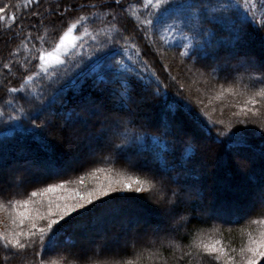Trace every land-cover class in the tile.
<instances>
[{
    "label": "snow or ice",
    "instance_id": "snow-or-ice-1",
    "mask_svg": "<svg viewBox=\"0 0 264 264\" xmlns=\"http://www.w3.org/2000/svg\"><path fill=\"white\" fill-rule=\"evenodd\" d=\"M20 2L29 11L41 4V0ZM260 6L264 7V0H260ZM135 7L136 11L131 13L136 21L132 25L135 32L130 33L128 24L122 22L127 8L121 0H62L55 5V11L49 5L47 12L52 16L49 21L53 25L52 33L57 34V22L64 29L57 34L58 40L51 50L44 47L47 29L43 35H33V30L38 31L37 24L45 23L39 11H32L36 22L28 26L27 32L13 31L4 41L9 43L23 35L20 43L24 58L20 59L22 48L17 46L11 48L9 59L0 60V89L5 93L0 97L3 99L0 128L12 132L21 129L23 134L38 138L47 146L45 133L56 126L58 116H63L66 122H82L85 127L94 119L100 129L88 137L89 147L93 143L102 145L108 151L106 160L122 162L136 172L106 174L91 186L85 183L83 176L75 182L61 179L49 183L47 180L60 175V169L51 162L38 163L35 159L6 167L8 152L0 141V208H7L8 220L13 226L0 231V264H146L145 253L154 262L160 259L158 254L165 244L181 252L176 264H264V215L252 216L254 211L264 212V174L256 183L244 186L236 199L220 206L207 203L188 167L190 157L186 156V151L190 146L181 139L180 127L169 115L174 116L179 110L191 112L193 103L185 96V84L172 74L171 64L164 62L167 50L179 49L172 59L180 57L185 75L199 74L205 81L222 77L232 85L225 91L234 95L233 89L239 85L246 94V101L235 105L234 121L227 125L223 119L208 123L216 129L217 142L226 145L235 156L254 153L253 138L258 133L259 154L264 157V58L244 51L249 28L254 23L264 45V17L256 23L254 9L257 5L252 0H142ZM15 8L12 0H0V21L11 20L12 24L6 25L9 30L19 19ZM77 9L82 11L74 16ZM85 23L99 25L93 30L96 32L92 36L95 52L88 72L95 78L102 102L89 98L84 106L87 115L58 112L55 105L61 89L56 88L49 95L46 91L59 74L49 77L48 65L53 60L61 67L67 65L60 55L80 39L74 35V30ZM17 26L24 28L22 22ZM84 34H89L87 29ZM136 37L146 42V48L143 52L136 51L137 59L131 61L127 51L129 45L131 50L138 49L136 43L130 44ZM33 41L39 45L35 54L28 47ZM149 54L160 64L168 83L145 59ZM79 59L82 63L83 57ZM37 60L36 67L42 69L43 74L32 72L23 76L18 86L12 85L9 76H16L13 67L27 72L29 65ZM185 61L190 63L185 64ZM70 67L78 69L80 64L73 60ZM37 78L42 81L40 87L27 88V84ZM169 84L176 88L174 95L169 92ZM156 103L163 104L162 112L148 123L160 129V133L136 131L133 126L141 124L145 118L144 109ZM9 108L12 111L9 112ZM144 153H149L151 160H141ZM90 155L94 157L95 150ZM101 172L104 169L97 167L87 174ZM41 181L45 186H33L25 198L11 194V189H22ZM69 183L78 186L68 188ZM57 192L63 194L51 195ZM119 192L150 193L138 199L155 197L153 203L159 211L150 209L137 211L130 218L125 216L121 232L109 235L105 226L120 213L112 208L101 209V206L107 205L114 199L112 194ZM42 194H49L46 201L34 199ZM98 209L94 217L87 218ZM213 218L229 225L247 218V230H242L239 246L226 242L227 237L211 243L193 238L185 251L180 239L202 232L200 224ZM192 220L199 223L191 226ZM252 225L257 227L253 229ZM224 231L231 232V227ZM101 252L109 253L108 258L98 259ZM129 252L133 258H123ZM117 256L121 258L116 259Z\"/></svg>",
    "mask_w": 264,
    "mask_h": 264
},
{
    "label": "trees",
    "instance_id": "trees-1",
    "mask_svg": "<svg viewBox=\"0 0 264 264\" xmlns=\"http://www.w3.org/2000/svg\"><path fill=\"white\" fill-rule=\"evenodd\" d=\"M12 2L16 5L15 10L19 19L17 24L13 25L11 30L6 27L8 24H12L11 20H8L6 25L0 24V37H2V39H0V60L9 59L11 48L17 46L22 48L20 59L24 58L23 45L20 43L21 40H23V35L18 36L9 43H5L4 41L12 35L13 31L17 33H25L28 31V26L36 22L32 18V11H39L41 13V18L45 21L43 24H37L38 31L33 30V35H43L45 29H47L48 34L45 37L47 43L44 47L47 50H51L54 43L58 40L57 34L61 33L64 29L63 26L57 22L55 25L57 34H53V25L49 22L51 21L52 16L48 15L47 12L49 5H51L53 11H55V5L62 2V0H41V4L38 7L33 8L31 11L27 10L20 0H12ZM80 2H86V0H80ZM141 2L142 0H121V3L127 8V12L122 17V22L128 24L130 33L135 32L132 25L136 23L131 16V13L136 11L135 6ZM252 2L257 5L254 11L256 12V23H259L261 18L264 17V7L260 6V0H252ZM80 11L82 10L77 9L73 15H78ZM140 15L141 18H143L144 13L141 11ZM69 18L71 19L72 17ZM21 22L24 24V28L17 26ZM97 27H99L98 24L94 25L85 23L79 26L77 30H74L77 35H82V44L79 45L81 48L70 52L64 57V60L67 61V65L64 67L57 65V67L47 73L49 77L54 74H59L58 79L54 80L52 85L48 87L46 91V95H49L54 89H61V95L55 105L58 112H73L87 115V113L84 112V106L89 98L96 103L102 102V95L96 87L95 78L88 72V69L91 67L89 61L94 60L93 53L95 52V44L92 40V36L96 35V32L93 30ZM86 29L89 34L84 36L82 31ZM222 35H227V33H222ZM246 39L248 43L244 48V51L257 58H264V45L261 44L260 32L256 31L255 23L251 24ZM131 43H136L138 49L131 50L129 45L127 55L130 57L131 61H136V51L143 52L146 48V42L141 37H136L130 42V44ZM28 47L32 50V53L35 54L39 45L33 41L29 43ZM178 51L179 49L167 50L164 62L171 64L172 74L177 75L178 80L185 84V96L191 98L193 111L179 110L174 116L171 115V113L169 115L170 118L179 125L181 139L186 141L190 146V150L186 151V156L190 157L188 160V167L192 170V178L200 187L207 203L211 206H220L238 197L239 193L234 192V189L235 191L238 189L241 190L247 184L256 183L260 180L262 174H264V157H261L259 154L261 148L260 137L257 133L253 138L256 145V151L254 153L245 152L246 154L253 156L251 161L246 159L247 164L245 170L233 168L229 155L230 150L226 145L217 142L216 129L212 127L208 121L223 119L225 125L233 122L235 117H233L232 114L237 111L235 105L245 102L246 94L241 91L239 85H236L233 89L235 95L225 91L227 88L232 87V85L230 82L224 81L222 77L220 79H208L205 81L203 77L199 76V74L185 75V69L179 63L180 57L177 56L175 59H172L173 53ZM80 56L83 57L82 63L79 59ZM145 59L153 66L161 79L164 80L165 83H168L169 81L165 79L163 69L156 61V58L149 54ZM73 60H76L77 63L80 64V68L76 69L70 67ZM38 63L39 61L37 60L30 64L27 72L18 71V66H14L13 72L16 73V76H9L12 85L18 86L22 81L23 76L29 75L32 72H37L38 68L36 67V64ZM184 63L189 64L190 61H185ZM0 76H2V74H0ZM41 83L42 81L40 79H34L31 83L27 84V88L36 90L40 87ZM152 87H155V84H153ZM169 92L173 95L175 94L176 88L174 85L169 84ZM221 93H223V95H221ZM4 95L5 93L3 89H0V97H3ZM8 95L11 96L13 94ZM2 104L3 99H0V105ZM162 109V103H156L145 108V118L142 119L141 124L134 125L133 127L138 132L149 131L159 134L160 129L152 127L148 121L157 119L161 114ZM8 111L10 112L12 109L9 108ZM142 124H146L147 126L142 127ZM236 126L240 127L239 125ZM99 129L100 125L96 124L94 119L90 120L89 125L85 127L82 122H66L63 116H58L56 126L50 127L45 133L47 136V146H44L38 138L23 134L21 129L12 132L8 129L0 128V133H5L4 135H0V141L5 144L8 152L6 167L12 165L14 162H23L26 159H35L38 163L51 162L55 167L60 169V175L54 177L52 180H47V182H57L61 179L75 182L79 177L83 176L85 183L88 185L91 182L92 175H88L87 173L92 172V170L97 167L103 168L104 172L96 173V177H99V175H102L103 177L106 174H114L118 171L128 174L135 173L136 170L127 168L122 162L112 163L111 161L106 160L105 157L108 156V151L103 149L102 145L93 143L92 147H89L88 137L91 136L88 134L89 130L94 134ZM169 139H172V137L169 136ZM93 150H95L94 157L90 155ZM71 159L77 161V164L73 167H70V164H68ZM141 160H151L150 154L144 153ZM213 177L223 180L224 183V188L221 192H218V194H211L210 191L208 193V189L211 187L210 182ZM33 186L44 187L45 182L41 181L35 185H26L22 189H11V194L16 198H25ZM77 186L76 183H69L67 185L68 188ZM57 193L51 195L63 194ZM48 195L49 194H42V196H37L34 199H44L46 201ZM112 196L114 199L110 200L107 205L101 206V209L105 207L112 208L118 210L120 213L105 226V230L109 234L118 233L117 231L121 224L119 221L120 219L125 218V216L130 218L137 211L145 212L153 209L143 200L138 199V196H134V194L127 193L121 195L113 193ZM0 211L6 217L10 227H13L8 220L9 212L7 208H0ZM98 211L100 210L98 209L89 213L87 218L94 217ZM257 215H264V212L254 211L252 213V216L254 217ZM246 219L247 218L240 220L237 224L229 225L225 221L213 218L206 224H200V228L203 230L202 232H193L192 236H184L182 239H178H180V243L184 246L185 251L187 250L186 246L189 245L193 238L202 239L205 243H211L213 240L227 237L226 242H231L234 246L238 247L243 235L242 230L243 232H246L247 230ZM198 223V221L192 220L191 226H195ZM213 225H216V227H213ZM229 226L231 227V232L224 231V229ZM71 227L72 226L69 225V229H71ZM251 227L255 229L257 226L252 225ZM158 255L160 259L153 262L148 259L147 253H145L146 264H176V259L181 255V252L178 249L174 250L172 246L165 244ZM108 256L109 253L101 252L97 258L103 260L108 258ZM115 258L120 259L121 257L117 256ZM123 258L131 259L133 257L131 252H129L124 254Z\"/></svg>",
    "mask_w": 264,
    "mask_h": 264
},
{
    "label": "rangeland",
    "instance_id": "rangeland-1",
    "mask_svg": "<svg viewBox=\"0 0 264 264\" xmlns=\"http://www.w3.org/2000/svg\"><path fill=\"white\" fill-rule=\"evenodd\" d=\"M7 23H8V20L7 21L5 20V21H1L0 22V24H3V25H6ZM84 33H85V30L82 31V34L84 36L87 35V34H84ZM74 35L80 37V39L74 41L70 45V47H69V49H68L67 52L61 53L60 58L62 60H64V57L66 55H68L70 52H72L74 50H79L81 48L79 45L82 44L81 43L82 42V35L81 34L80 35H77L75 32H74ZM57 65H59V64L55 60H53V62L48 65V68L51 69V70H53V68L57 67ZM37 70H38L37 72L43 74V70L42 69H39L38 68ZM88 134L89 135H92V132L89 130V133ZM229 155H230V158H231V161H232L233 168L238 169V170H245V168H246L245 166L247 164L246 163V159L249 160V161H251V159L253 157L252 155L246 154L245 152L242 153L241 156H235V155H233V153L231 151H229ZM68 164H70V167H73L74 165L77 164V161L75 159H71ZM241 164L244 165L243 168H241V166H240ZM118 172L123 173L121 171H118ZM103 178H104V176L102 177V175H99V177H96V175H92L91 176V182H90L89 185L91 186V185H93V183H94L95 180H97V179H103ZM243 181H245V180H243ZM210 185H211V187L208 189V193L210 191L211 194L212 193H217L218 194V192H221L222 189L224 188L223 180H219L218 178H214V177L212 178V181L210 182ZM247 185H252V184L250 183V184H247ZM234 192L239 193L240 192V189H238L236 191L234 189ZM127 193L134 194V196L136 195L138 197H141V196L147 197V196H150L151 195L150 193H135V192H119V193H116V194H121L122 195V194H127ZM57 194H60V192H58ZM154 199H155V197H153L151 200L146 198L143 201L147 205H149L150 207H152L153 209H155L156 211H159V209L157 208V205L153 203V200ZM0 221H3V223H0V231H4V230H6V229H8L10 227L9 223L6 220V217L4 216V214L1 211H0ZM119 222H121V224L119 225V230L117 231L118 232L117 234H119L121 232L124 223H126V219L125 218H122V219H120ZM109 235H116V233L115 234H109Z\"/></svg>",
    "mask_w": 264,
    "mask_h": 264
}]
</instances>
